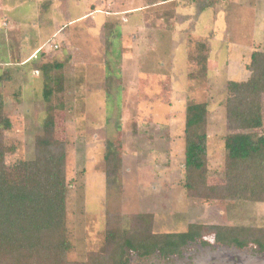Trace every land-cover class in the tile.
Returning a JSON list of instances; mask_svg holds the SVG:
<instances>
[{"label": "rangeland", "instance_id": "obj_1", "mask_svg": "<svg viewBox=\"0 0 264 264\" xmlns=\"http://www.w3.org/2000/svg\"><path fill=\"white\" fill-rule=\"evenodd\" d=\"M204 37L212 47L205 71L194 58ZM262 48L264 0H0V76L12 123L6 163L34 159L53 117L66 145L70 261L89 262L112 226L128 230L148 213L155 233L204 227L177 254L128 251L129 264H264L257 248L217 236L222 226L264 228V201L190 196L184 165L189 104L208 106L209 186L227 183V135L264 134V94L259 129H232L226 109L228 81L246 80Z\"/></svg>", "mask_w": 264, "mask_h": 264}, {"label": "trees", "instance_id": "obj_2", "mask_svg": "<svg viewBox=\"0 0 264 264\" xmlns=\"http://www.w3.org/2000/svg\"><path fill=\"white\" fill-rule=\"evenodd\" d=\"M195 60L205 71L212 50L210 39L199 40ZM45 69L50 67L44 66ZM244 81H228L226 109L234 130L251 131L263 126L260 97L264 94V48L254 50ZM47 82L52 81L46 75ZM4 77L0 76V264H129L128 251L147 257L179 253L193 243L203 225L192 224L185 233H155L154 216L135 215L130 229L111 227L103 252L92 254L89 262L68 259L72 246L66 237L67 185L65 179L66 145L55 136L53 117L43 125L36 138L35 157L19 161L12 169L6 163L4 134L12 128L4 114ZM53 90L45 88L46 99ZM50 97V98H49ZM206 103L189 104L185 111V188L190 196L205 202H230L236 199L264 201V134L235 133L225 137L229 164L224 186H209L206 177L208 134ZM112 144L106 157L113 153ZM246 183L258 189L246 190ZM218 238L239 249L257 248L264 254V228L249 226L218 227Z\"/></svg>", "mask_w": 264, "mask_h": 264}, {"label": "crops", "instance_id": "obj_3", "mask_svg": "<svg viewBox=\"0 0 264 264\" xmlns=\"http://www.w3.org/2000/svg\"><path fill=\"white\" fill-rule=\"evenodd\" d=\"M7 21V20H6ZM8 23V22H7ZM6 25V24H5ZM7 26V25H6Z\"/></svg>", "mask_w": 264, "mask_h": 264}]
</instances>
